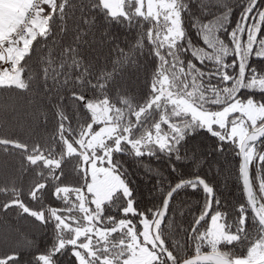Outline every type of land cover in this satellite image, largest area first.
<instances>
[{"label":"snow or ice","instance_id":"1","mask_svg":"<svg viewBox=\"0 0 264 264\" xmlns=\"http://www.w3.org/2000/svg\"><path fill=\"white\" fill-rule=\"evenodd\" d=\"M114 26L136 30L127 49ZM97 31L114 45L110 70L107 58L100 64L82 50ZM41 40L48 51L33 69ZM143 55L155 70L134 102L121 74ZM0 64L10 65L0 67V89L56 101L43 143L0 137V151H18L33 173L27 201L23 189L0 185L9 197L0 211L19 209L48 232L43 247L28 242L0 264H264V0H0ZM201 133L215 138L217 153L228 145L239 158L245 199L230 210L199 174L204 161L191 141ZM117 156L167 164L138 165L155 180V202L141 205ZM186 190L203 193L198 214L189 202L173 207Z\"/></svg>","mask_w":264,"mask_h":264},{"label":"trees","instance_id":"2","mask_svg":"<svg viewBox=\"0 0 264 264\" xmlns=\"http://www.w3.org/2000/svg\"><path fill=\"white\" fill-rule=\"evenodd\" d=\"M79 15V13H77ZM71 20L68 21L69 29L73 28ZM186 29L191 35L193 43L197 46L203 47L200 40L197 39L196 34L191 30L190 23L186 24ZM102 31V30H101ZM136 30L127 32L114 26L111 30V35L117 39L116 42L122 48L127 49L125 38L131 40L135 36ZM72 33L69 32L63 38V42H67ZM59 39V37H53ZM88 44L83 47V51L93 59L98 58L100 64L107 63L109 70L111 63L116 56L111 52L113 48L112 43H106L107 37H102L100 31L96 34L86 37ZM44 41L41 40L39 44L34 46L32 56L28 59V64L37 69V60L41 55H46L48 48L40 50V45ZM52 44V39L48 41ZM184 60L192 59L190 54H184ZM196 62V61H194ZM255 62V61H254ZM198 66H200L198 64ZM209 67L211 65H208ZM155 70V60L146 55L140 56L139 66H128L122 72V79L120 81L121 87L126 93L135 98L134 102H142L143 97L147 92V85L150 82L151 74ZM246 96L248 93H243ZM259 98V94H256ZM56 103L54 99H50L44 95L40 90H32L25 92L23 90L0 89V137L21 139L25 142H40L50 138L55 128V120L53 118V105ZM215 107V106H214ZM71 111V109H70ZM158 119V115L154 116ZM192 144L201 154L204 163L198 168L199 174L207 176L210 182L216 184L217 195L220 197L222 204H226L229 210L234 205L244 202L241 186L238 182V165L239 158L234 155L235 149L230 146H225V152L217 153L215 148V138L208 136L206 133H201L193 141ZM125 169L129 173V178L134 182L133 186L137 189V199L141 201V205L155 202L149 199L151 193L153 197L156 196L154 189L155 180L149 179L145 172V168L138 165L143 163L145 166L151 165L154 169H166L167 164L161 160L159 163L155 159L149 161L148 158L143 160H135L128 156H117ZM66 170L69 165H65ZM253 177L256 174L255 165L250 166ZM185 177L188 178V173L193 171L191 165L184 166ZM33 173L31 171H24L21 167V156L18 151L12 150L8 153L0 151V185L13 184L25 192V200L27 201V191L30 182L32 181ZM71 179V177H69ZM9 197L0 195V201H7ZM51 200L50 197L46 199V203ZM189 202L185 204V208L191 207L192 213H199V205L203 202V193H192L191 190L182 191L173 200V207L179 208L180 202ZM35 206V202H32ZM187 219H191V214H188ZM48 241V232L41 227L39 223L35 222L27 214L20 213L19 209L12 208L7 211H0V255L11 253L14 249L26 247L28 242H36L41 247ZM188 254H194V247L188 248ZM203 252H208L210 249L204 247Z\"/></svg>","mask_w":264,"mask_h":264},{"label":"built area","instance_id":"3","mask_svg":"<svg viewBox=\"0 0 264 264\" xmlns=\"http://www.w3.org/2000/svg\"><path fill=\"white\" fill-rule=\"evenodd\" d=\"M4 67H9L10 68V65H3Z\"/></svg>","mask_w":264,"mask_h":264},{"label":"crops","instance_id":"4","mask_svg":"<svg viewBox=\"0 0 264 264\" xmlns=\"http://www.w3.org/2000/svg\"><path fill=\"white\" fill-rule=\"evenodd\" d=\"M0 67H3V65H2V64H0Z\"/></svg>","mask_w":264,"mask_h":264},{"label":"water","instance_id":"5","mask_svg":"<svg viewBox=\"0 0 264 264\" xmlns=\"http://www.w3.org/2000/svg\"><path fill=\"white\" fill-rule=\"evenodd\" d=\"M209 252V251H208ZM206 253V252H205ZM192 255H194V254H192Z\"/></svg>","mask_w":264,"mask_h":264}]
</instances>
